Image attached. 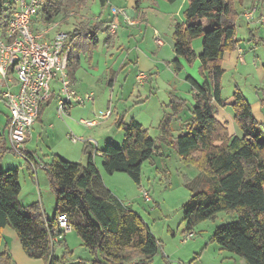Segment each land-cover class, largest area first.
I'll return each mask as SVG.
<instances>
[{"label": "trees", "instance_id": "1", "mask_svg": "<svg viewBox=\"0 0 264 264\" xmlns=\"http://www.w3.org/2000/svg\"><path fill=\"white\" fill-rule=\"evenodd\" d=\"M68 1L73 6L82 4L81 0ZM99 1L105 7L110 0ZM260 1L264 4V0ZM60 2L52 0L45 8L44 22L53 20L64 10L67 18V6L62 8ZM238 17L234 0H189L184 23L175 26V58L171 66L175 72H180L183 69L180 58L189 63L197 58L201 61L203 83L187 76L194 97L190 119L178 135L173 134L171 124L185 109L183 99L174 96V114L166 115L160 121V138L151 137L148 129L136 119L129 122L122 119L118 126L124 132L123 144H107L101 155L108 174L126 173L141 187L143 163L159 154L162 144L171 146L185 160L202 169L201 175L210 185L209 190L193 192L183 205L185 230L192 231L201 221L214 219L220 212L235 214V220L215 229L210 243L237 254L247 264H264V129L239 88L233 93L231 106L242 136L229 132L227 123L217 118L214 106H226L221 86L225 72L223 63L225 54L235 51L240 44L236 37ZM110 21L88 26L79 23L68 32L72 80L73 60H78L81 51L88 53L98 46V32L108 29ZM197 38L202 40L199 55L192 45ZM51 100L42 106L39 119ZM84 151L88 157L86 164L68 161L55 154L47 165L46 172L56 194L52 219L44 215L39 203L30 206L20 203L21 184L17 169L0 171V250L4 230L10 226L28 256L44 259L48 264H67L65 257L55 255L51 241L56 235L63 237L65 234L57 228V219L66 214L69 224L93 256L94 264H152L161 241L138 212L124 205L105 186L88 141ZM6 153L7 149L0 142V162ZM64 241L60 239L59 244L65 246L67 252L69 248ZM0 263L15 264L8 248L0 252Z\"/></svg>", "mask_w": 264, "mask_h": 264}, {"label": "rangeland", "instance_id": "2", "mask_svg": "<svg viewBox=\"0 0 264 264\" xmlns=\"http://www.w3.org/2000/svg\"><path fill=\"white\" fill-rule=\"evenodd\" d=\"M81 1L82 4L77 3L73 6L68 0H61V7L67 6V18L64 14L65 10L54 18V21L60 23L61 30L69 32L75 29L79 23L88 26L109 20L112 6H124L127 13H131L135 1L138 0H110L105 7L99 0ZM139 1L147 13L148 26L134 27V34L129 37L123 35L121 29L119 40L116 36L117 32L110 33L109 29L104 28L98 32V46L88 53L81 51L78 55L79 62L73 60L71 67L75 69V72L79 70V74L82 76L92 78L89 89L94 93L95 100L86 106H74L75 109L72 112L69 111L71 113L69 116L74 122L72 124L76 128L72 134L84 137V141L74 143L71 138L69 139L71 134L69 137L65 136L66 134L57 136L58 132H56L54 138L51 137L50 143L47 142L56 150L64 151L68 161L87 163V155L83 152L86 141L94 147L97 145L95 140L99 141L102 147L106 137L111 135L113 140L111 144L121 146L124 132L118 126V122L122 119L129 122L134 118L148 129L151 137L160 138V121L166 115L174 114L173 106H176V102H172L174 96L183 99L182 105L185 109L180 113V116L175 117L171 124L173 134L178 135L183 124L191 117L194 97L192 85L187 76L191 75L200 82L204 81V76L200 71V60L197 58L189 63L182 59L183 69L180 72H175L171 66V61L175 58L173 50L175 26L184 23L185 9L189 0ZM259 1L256 3L261 9L264 8V4ZM252 2L253 0H245V2L244 0H234V7L240 15L236 21V37L241 41L238 53L240 56L241 51L243 59L237 58L236 55L237 59H234L231 65L226 63L224 66L227 70L222 76L221 86L226 106L214 105L222 115L224 112H231V115L226 117L229 120L227 125L230 124L231 131H233L234 124L238 127L231 106L236 88H239L252 104L253 114L255 113L259 118L262 117L261 114H264V109H261L264 97V21L250 22L245 18V13L250 9L245 7L246 5L251 7ZM130 29L132 28L130 27ZM156 32L163 42L161 46L157 44ZM200 44V38L195 39L192 44L198 54L202 51ZM141 73L147 75V78L142 82L138 79ZM112 81L113 85H111ZM55 102L57 99H54L53 103ZM108 108L112 110L113 114L101 126L88 127L80 123L81 117L92 119L95 118V114H99L101 111L105 112ZM87 110H90V113H87ZM219 112L217 113L219 114ZM0 123H2L1 116ZM262 127L264 129L263 125ZM100 128H104V130ZM84 131L90 135L81 133ZM164 144L166 145V143ZM167 146L169 148L164 154H155L143 163L141 188L126 173L108 174L101 165V161H98V167L101 175L107 179L108 187L113 194L121 201L133 204V210L138 212L143 221L148 224L153 234L161 241L162 247L175 253L173 259L175 262L178 261L176 264H179L180 261L183 264H200L197 259L203 249L210 244L215 229L235 220L236 215L220 212L214 219L201 221L192 230L193 235L184 241L188 231L185 230L186 223L183 221V205L191 198L193 192L209 190L210 185L201 175L202 169L195 163L185 160L171 146ZM8 154L11 160L9 164H12V161L15 163L21 161L23 165L25 164L21 156L13 152ZM32 158L36 164L42 167V162L46 161L48 157L43 156L41 152L39 158L36 157V159L33 156ZM41 170L45 172L43 169ZM25 173L28 181L24 180L22 174L20 175L23 187L19 194L20 203L25 206L39 203L43 212L45 210L44 215L52 217L56 206V194L47 172L42 173L44 179L42 177L41 186H38L36 180L35 182L32 180L27 170ZM142 189L149 192L151 202L144 199ZM40 191L43 193V199H41ZM74 233L75 236H78L76 231ZM71 243L77 247V256L85 257L90 253L87 247L81 248L74 237H71ZM58 246H61L59 241L53 244L56 254L60 255L59 257H65V263L85 264L89 261V264H94L92 260H84L83 263H79L81 260L73 257L72 250L67 249L68 251L65 252V246H63L64 254H61L57 250ZM9 253L13 257L12 251L9 250ZM165 259L161 254L156 257L155 264L172 263ZM15 260L13 259V262L17 264ZM74 261L78 262L73 263Z\"/></svg>", "mask_w": 264, "mask_h": 264}, {"label": "built area", "instance_id": "3", "mask_svg": "<svg viewBox=\"0 0 264 264\" xmlns=\"http://www.w3.org/2000/svg\"><path fill=\"white\" fill-rule=\"evenodd\" d=\"M52 0H0V75L2 81L11 82L12 75L18 81V90L10 88L1 91L0 98L9 109L10 118L7 127V138L10 150L21 156L34 168L31 154L26 149V143L34 124L39 119L42 106L55 95L53 82L58 84L60 98L57 114L60 118L69 116L72 106H86L93 103V92L81 93L74 88L70 77V51L68 32L60 29V23L53 20L44 22V10L51 5ZM259 4H254L245 13L248 21H264L263 13L258 15ZM128 25L136 24V20L127 13L125 8L111 7V21L109 32L116 33L120 26V19ZM158 45L162 40L157 36ZM240 51V59L242 55ZM147 75L138 76L142 82ZM111 111H101L95 118L82 119L81 124L94 127L99 120L106 119ZM74 143L84 141L83 137L70 135ZM93 155L99 150L93 146ZM142 195L147 202H151L149 192L142 189ZM57 228L65 233L71 229L66 214L57 219ZM193 232H188L184 241L190 238ZM62 238L56 235L51 239L52 245Z\"/></svg>", "mask_w": 264, "mask_h": 264}, {"label": "crops", "instance_id": "4", "mask_svg": "<svg viewBox=\"0 0 264 264\" xmlns=\"http://www.w3.org/2000/svg\"><path fill=\"white\" fill-rule=\"evenodd\" d=\"M244 2H245V0H244ZM256 2H258V0L253 1L251 6H253L254 3H256ZM120 7H124V6H120ZM245 8H250V5H246ZM259 9H260L259 10V13H260L261 10L263 11L264 8L261 9L259 7ZM110 13H111V11H110ZM129 15L132 18H134L137 23L135 25H128L121 18L120 19V26L118 27L117 34H116V36L118 37L117 38L118 40H119V33H120L121 29H122V34L125 35L126 37H129V36L134 34L133 33L134 27L138 26L139 28H142L145 25L148 26L147 13L143 10L141 2L139 0L135 1V5H133V11L131 13H129ZM110 20H111V14H110L109 20H107V21H110ZM130 27L132 29H130ZM200 40H201V38H200ZM240 43H241V41H240ZM200 45L202 47V40H201ZM238 48H240V44L238 45V47L235 51L225 54L223 66H225L226 63H228V64L230 63V65H231V62L234 59L239 58ZM196 54L199 55L198 53H196ZM236 55H237V58H236ZM79 59H80V57L78 56L77 62H79ZM180 60L182 61L181 58H180ZM91 61H92V58L90 60V63H91ZM136 62L138 64L139 60ZM200 63H201V61H200ZM225 70H227V69L225 68ZM91 79L92 78H87L85 76H82L81 74H79V70H77L76 72H74V77H73L74 88L81 93H85V92L90 91L89 86H91V83H90ZM196 81L200 84L203 83V81L202 82H200L198 80H196ZM53 87L55 88V95L52 98V100L43 108L42 115H41L40 119H38L37 122L34 124V126L32 128V132L30 134V137L26 143V149L31 154V156H33L35 158L36 157L39 158V154L42 152L43 156L48 157L46 159V161L42 162L43 166L41 167V165L37 164L36 169H34V167L31 166L24 159H23V161L25 163L24 165L22 164L21 161H19V163L18 162L15 163L12 161V164H9V162L11 160L9 159L10 156L8 153H12V151L9 148L8 138H7V127H8V123H9L10 113H9V109L5 105V102L3 101V99L0 98V116L2 117V123H0V142H3V146L7 149V153L4 155L2 161L0 162V170L6 171L9 169H17L19 172L20 184H21V180H20L21 174L23 175L24 180L28 181L27 180L28 178L26 177V173H25V171L27 170V172L30 173V177L32 178V180L34 182L36 180L38 186H41V180L43 177L42 173H46V168H47V165L51 162V157L53 155L57 154V155H60L61 157L65 158V159H67L66 155H65L66 153L64 151L59 150V149L56 150L55 147H51L47 144V142L50 143L51 137L54 138L53 136L56 132H58L57 136H63V134H66L65 136L69 137V135L72 134L74 132V130L76 129L75 126H73L74 124H72L74 122H72L73 120L71 119V116H66L64 118H60L58 116L57 108H58V100L60 98V94L58 91L59 86L57 83L53 82ZM0 88H1V91L6 90L8 88H10L12 91H17L18 90V81H17L16 76L12 75L11 82L8 83V82L2 81V78L0 75ZM80 90H84V91L82 92ZM54 99H57V102L53 103ZM251 106H252V104H251ZM55 107H56V111L54 112ZM70 109H71L70 111L72 112L73 109H75V108H74V106H72ZM261 109H264V97H263V105L261 106ZM108 110L111 111V115L106 119L99 120V123L94 127L101 126L103 123H105L112 116V114H113L112 110L110 108H108ZM252 111L254 112L253 107H252ZM217 112H219V110H217ZM87 113H90V110H87ZM69 114H71V113L69 112ZM228 115H231V112H226V113L224 112V115L220 114V112H219V114L217 113V118L219 120H221L222 122L229 123V120L226 118ZM254 115H255L256 119L264 126V114H261L262 117H260V118L258 116H256L255 113H254ZM82 119H84V118L81 117L80 120H82ZM227 126H228V129H229L231 134L237 135V136L243 135L241 129L238 128L239 126L237 127L234 124L233 125V131H231V129H230V124H228ZM100 129L104 130V128H100ZM106 131H107V129H106ZM81 133H83L87 136L90 135V133H86L85 131L81 132ZM69 139H70V137H69ZM88 140L91 141L92 139H88ZM95 142L97 143V148H98L99 152L96 155H93V159H94L97 167H98V161H101V165L103 166V157L101 155V150H103V148L106 147L107 144L112 143L113 140L111 138V135L107 136L106 139L104 140L102 147H101V143H99V141L95 140ZM161 147H162V151L159 152V154H164L166 149L169 148L165 144H162ZM94 149L95 148H93V150ZM83 152L85 153L84 150H83ZM85 155H87V154L85 153ZM87 161H88V157H87ZM41 169H43L45 172H43ZM98 169H99V167H98ZM43 179H44V177H43ZM102 179L104 181L105 186L109 190H111L108 187L109 183H108L107 179L104 178L103 175H102ZM22 189H23V187L21 184V191H22ZM40 196H41V199H43V193L41 191H40ZM122 202L128 208L133 210V208H134L133 204H131V203L127 204L124 201H122ZM44 212H45V210H44ZM45 215L47 218L52 219L55 215V211H54V214L52 217H50V215H47V214H45ZM74 231L75 230L71 227V229L68 232H66L62 238H58V241H60V239L65 240L64 241L65 245H66V247H68L70 249V251L72 250L71 252H72L74 258H78L80 260H92L93 256L91 255V253H88L87 255H85V257L76 255L77 247L71 243V237H74V239L76 240V242H78V244L81 248L85 247V246H84L82 240L78 236H75L76 234L74 233ZM161 247H162V245H161ZM4 248H8L10 251H12V253H13L12 258L14 260L16 259L15 261L17 264H48L44 259H41V258L32 259V258L28 257L23 250L22 244L20 242V239H19L16 231L13 228H11L10 226H7L4 230L0 252H2ZM58 248H59V249H57L58 252L63 254L64 253L63 246H58ZM54 253L56 256H58V257L60 256V255L56 254L55 250H54ZM159 254L160 255L162 254V257L166 258L165 260L172 262L169 264H176L178 262V261L175 262L173 259L175 257L174 256L175 253L173 251H168V250H166V247H162V250L160 248L158 253L153 258L152 263L154 262V264H155V259L157 256H160ZM198 261L200 264H247L242 257L238 256L237 254L231 253L229 251L223 250L216 243L208 244L206 246V248L203 249V252L201 253V255L198 257L197 262ZM77 262L78 261H76V262L74 261L73 263H77ZM0 264H3V263H0ZM71 264H72V262H71ZM85 264H89V261H87ZM179 264H183V263L180 261Z\"/></svg>", "mask_w": 264, "mask_h": 264}, {"label": "bare ground", "instance_id": "5", "mask_svg": "<svg viewBox=\"0 0 264 264\" xmlns=\"http://www.w3.org/2000/svg\"><path fill=\"white\" fill-rule=\"evenodd\" d=\"M60 230V229H59Z\"/></svg>", "mask_w": 264, "mask_h": 264}, {"label": "water", "instance_id": "6", "mask_svg": "<svg viewBox=\"0 0 264 264\" xmlns=\"http://www.w3.org/2000/svg\"><path fill=\"white\" fill-rule=\"evenodd\" d=\"M61 231V230H60Z\"/></svg>", "mask_w": 264, "mask_h": 264}]
</instances>
